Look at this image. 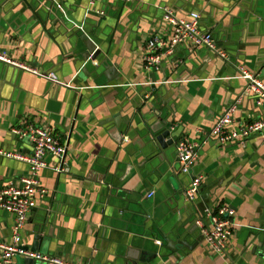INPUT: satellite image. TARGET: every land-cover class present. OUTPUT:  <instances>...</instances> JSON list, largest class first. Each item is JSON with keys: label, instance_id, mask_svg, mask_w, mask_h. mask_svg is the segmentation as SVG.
<instances>
[{"label": "crops", "instance_id": "0c3cea01", "mask_svg": "<svg viewBox=\"0 0 264 264\" xmlns=\"http://www.w3.org/2000/svg\"><path fill=\"white\" fill-rule=\"evenodd\" d=\"M131 2L0 0V51L61 81L0 62V152L32 153L12 133L23 121L47 127L66 149L63 172L49 157L41 173L48 193L37 199L22 247L31 249L40 231V254L67 264H264V131L227 146L215 138L203 144L198 134L240 98L234 130L264 119V107L242 96L245 82L236 78L242 67L264 81V0ZM57 3L97 43L98 60L82 58L81 32L59 22ZM166 8L182 17L199 13L201 29L228 60L181 45L159 71L148 69V41L170 42ZM104 64L114 67L117 86L95 72ZM142 94L149 96L141 108L151 104L172 121L173 135L202 143L190 174L179 171L176 143L163 150L150 141L138 114ZM27 172L25 162L0 154V189ZM198 176L203 185L191 204L185 192ZM220 206L235 211L224 255L210 251L197 226L200 217L208 222L207 209ZM13 226L14 216L0 211V243L12 242Z\"/></svg>", "mask_w": 264, "mask_h": 264}, {"label": "built area", "instance_id": "2783aa9c", "mask_svg": "<svg viewBox=\"0 0 264 264\" xmlns=\"http://www.w3.org/2000/svg\"><path fill=\"white\" fill-rule=\"evenodd\" d=\"M119 4H127L132 0H108ZM164 23L170 30V42L160 37H153L146 45L144 57L148 69L160 70L165 57L173 54L174 50L181 45L188 46L190 51L206 49L227 61L226 52L218 49L211 33L201 29V15L192 13L188 17H182L171 8L164 12ZM0 62L21 69L26 73L47 79L55 84L61 81L55 74H45L30 64L14 59L7 51H0ZM245 82L242 96H253L256 98L258 107H264V81L261 77L249 70L239 67L237 77ZM70 88V85H65ZM242 102L238 99L215 123L210 131H198L203 137L204 143L215 138L221 146H227L241 140L247 141L250 137L264 131V119L245 123L241 128L234 130L232 125L235 113ZM12 133L20 140L27 141L32 147V153L23 155L21 153L0 152L7 158H13L28 165V172L17 182H12L0 189V211L14 216L12 230V242L10 244L0 243V264H13L15 257L31 258L43 264H67L64 260L26 250L22 247L23 232L30 219L33 209L37 205L38 197L47 195V190L42 187L41 173L49 168L48 158L58 160V172L64 171L63 159L66 153L61 139L47 127L37 126L32 122L23 121L20 126L15 127ZM201 142L191 141L187 138L179 139L176 143V157L181 174H190L197 165L200 158ZM62 162H60V161ZM203 177L193 179L185 192L188 203L194 204L203 185ZM153 195V194H152ZM151 195V196H152ZM205 216L208 222L199 218L197 226L200 228L205 245L210 251L224 255L227 244L232 237V219L235 211L228 206H220L217 210L207 209Z\"/></svg>", "mask_w": 264, "mask_h": 264}, {"label": "water", "instance_id": "95a60500", "mask_svg": "<svg viewBox=\"0 0 264 264\" xmlns=\"http://www.w3.org/2000/svg\"><path fill=\"white\" fill-rule=\"evenodd\" d=\"M132 2H130L131 4ZM115 4H119L115 2ZM129 4V3H128ZM56 10L54 11V15H56L59 19V22H61L67 29L74 30L81 32V39L83 43L86 46V51L83 55V59L85 61L92 60L96 61L100 58L101 51L97 50V43L87 34L83 32L84 26L83 25H75L73 21L67 18V11L63 5V3H57L55 4ZM67 31V30H66ZM221 59V58H220ZM222 60V59H221ZM91 61V62H92ZM104 70H100L99 67L96 68L95 72L99 71L104 74H106L107 78L110 80V86H117V75L115 73V69L112 66H109L108 64H104ZM98 73V72H97ZM46 74V73H45ZM149 94L145 95L142 94L140 96V104H137L140 108L139 115L143 117L145 121V125L147 128V131L149 132V138L150 141H152L153 144L159 146L161 149L166 150L168 147L174 145L179 140L178 135H173L172 129L173 124L172 121H164V115L159 112L158 110H155L151 104L145 105L146 107H142L141 101H146ZM42 243H44V238L42 239L41 232H37L35 235L34 243L30 248L26 247V250H30L35 253L40 254V248ZM183 244V243H182ZM186 245V244H184ZM23 264H43L37 260L31 259V258H23ZM126 264H140V260L137 258H131L126 262Z\"/></svg>", "mask_w": 264, "mask_h": 264}, {"label": "trees", "instance_id": "16d2710c", "mask_svg": "<svg viewBox=\"0 0 264 264\" xmlns=\"http://www.w3.org/2000/svg\"><path fill=\"white\" fill-rule=\"evenodd\" d=\"M219 207L216 208V210L218 209Z\"/></svg>", "mask_w": 264, "mask_h": 264}]
</instances>
